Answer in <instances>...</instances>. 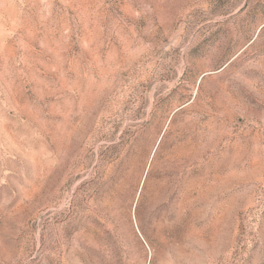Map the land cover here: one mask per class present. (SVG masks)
<instances>
[{
    "label": "rangeland",
    "instance_id": "374dc122",
    "mask_svg": "<svg viewBox=\"0 0 264 264\" xmlns=\"http://www.w3.org/2000/svg\"><path fill=\"white\" fill-rule=\"evenodd\" d=\"M0 264H264V0H0Z\"/></svg>",
    "mask_w": 264,
    "mask_h": 264
}]
</instances>
